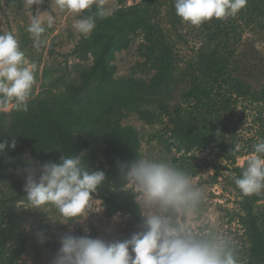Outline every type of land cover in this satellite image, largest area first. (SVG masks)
Masks as SVG:
<instances>
[{"label":"rangeland","instance_id":"374dc122","mask_svg":"<svg viewBox=\"0 0 264 264\" xmlns=\"http://www.w3.org/2000/svg\"><path fill=\"white\" fill-rule=\"evenodd\" d=\"M138 2L125 0L122 5ZM174 3L175 0L161 1L159 20L169 32L177 51L175 85H150L153 71L148 73L141 66L144 60L140 49L142 39L136 34L127 48L116 52L112 61L116 70L111 79L94 80L74 97L72 89L80 85L83 71L91 65L90 58L82 60L72 52L82 37L73 27L82 19L80 14L61 12L55 0H42L40 5L33 6L31 13L25 8V0H0V34L11 32L26 57L37 64L36 84L28 101L22 133L24 137L47 141L63 127L76 132L79 127L73 123L95 122L107 109L120 106L127 114L122 118V124L133 126L137 132L139 158L169 160L191 175L206 194L208 222L215 224L232 240L242 264L251 261L253 256L252 244L238 220L241 198L234 183L232 162L225 159V148L232 143V108L223 111L224 114L229 113L224 128L219 116L209 113L201 101L197 102L183 93L188 88L190 73H200L198 48L205 45L210 36H213L212 41L218 40L214 31L216 26L228 30V35L220 34L219 37L225 35L232 48V19L242 32V50L248 53V59L254 56L264 60V0H248L246 7L234 18L212 19L198 27L183 22L176 15ZM93 4L101 6L106 14H112L121 6L117 0H94ZM32 15H41L45 19L49 15L54 17L52 27H46L42 36L44 42L39 49L33 47V39L27 31ZM244 73L251 79L254 77L252 82L257 83L255 74L248 70ZM102 77L107 78L104 73ZM144 109L161 113L160 117L147 122L138 115V111ZM6 112H11L8 118L18 115V111ZM250 117L239 121L241 135H245ZM188 139L191 141L189 149ZM104 147L103 138L97 137L82 151L83 162L89 167L97 166L100 160H104ZM248 155L237 157L236 164L241 165ZM23 157L25 161L30 158L33 166L40 165L29 152H25ZM211 164L226 166L217 172ZM8 179L0 169V244L4 249V264H52L60 248V245L55 247L52 240H59L70 229L77 236L85 235L87 229V235L106 242L123 241L136 232L130 229L126 213L117 211L108 215L97 194H93V198L102 202L101 209L92 212L82 223L52 221L57 218L54 209H33L26 199L12 200L15 189L9 185ZM24 184L19 182L23 187ZM39 232L44 234L43 242L37 236Z\"/></svg>","mask_w":264,"mask_h":264},{"label":"clouds","instance_id":"9594fccd","mask_svg":"<svg viewBox=\"0 0 264 264\" xmlns=\"http://www.w3.org/2000/svg\"><path fill=\"white\" fill-rule=\"evenodd\" d=\"M248 0H175L178 17L192 26L212 19L235 17ZM42 0H25V8ZM94 0H55L61 11L78 15L91 8ZM100 12L99 15H103ZM54 17L32 15L27 31L33 47L39 49L42 36ZM96 17L79 19L73 27L83 36L91 34ZM37 64L20 49L11 32L0 34V111H27L36 84ZM16 139L0 140V155L15 149ZM241 161V175L233 177L244 196L264 191V140ZM240 150L233 149V154ZM24 173L26 201L33 209L55 210L61 224L82 223L102 202L93 195L105 181V173L90 170L80 155L66 154L59 162L33 166L29 159ZM119 188L133 196L141 217L138 231L123 241L106 242L71 229L59 238L60 248L52 264H241L232 240L206 218V194L191 175L169 160L138 158L119 165ZM43 242V232L37 233Z\"/></svg>","mask_w":264,"mask_h":264},{"label":"trees","instance_id":"16d2710c","mask_svg":"<svg viewBox=\"0 0 264 264\" xmlns=\"http://www.w3.org/2000/svg\"><path fill=\"white\" fill-rule=\"evenodd\" d=\"M117 1L121 6L112 14H106L96 4L80 14L82 18L95 16L96 26L90 35H82L72 50L79 59H91L90 67L81 75L80 85L71 91L74 97L94 80L111 79L116 70L112 63L116 52L127 48L136 34L141 36L140 49L144 57L142 65L138 66H144L148 73L153 71L150 85L170 87L177 83L175 43L159 20L162 0H139L129 6L122 5L125 0ZM100 12L104 14L99 15ZM238 26L232 19V48L227 38H224L228 35V30L215 27L218 40L214 42L213 36H210L207 43L198 48L200 73H190L188 88L183 93L188 98L201 101L209 113L219 116L224 128L229 113L224 114L223 111L232 108V143L229 148H225V159L232 162V171L237 178L243 170L242 165L236 164L237 157L250 154L253 151L252 146L259 140H264V65H258L264 63V60L254 56L251 60L248 59V53L242 50V32ZM220 34L225 35L220 38ZM244 70L256 75V84L252 82L254 77H248ZM102 73L107 78L103 79ZM10 113L0 111V140L15 138L16 147L7 149L5 154L0 155V169L9 178V185L15 189L12 200L26 199L24 187L19 185L20 181L25 182L24 173L21 171L27 166L23 157L25 152H29L40 164L59 162L61 156L66 154L81 155L97 137H102L105 143L102 149L104 160H100L97 166H87L90 170L105 173L104 183L94 194L102 199L108 215L117 211L126 213L129 216L130 229L138 231L141 217L133 196L112 190L113 187L119 188L121 184L119 165L130 164L139 158L137 132L133 126L122 124L121 120L127 114L120 106L107 109L95 122L89 120L73 123L72 125L79 127L76 132L63 127L47 141L23 136L22 125L27 111H18L17 116L8 118ZM160 114L149 109L138 111L139 117L147 122H154ZM250 115L246 133L241 135L239 121ZM186 144L189 149L191 141L188 139ZM236 146L240 150L233 154L232 150ZM211 165L217 172L226 166ZM239 193L241 212L238 220L252 244L253 256L251 261L242 264H260L264 261V191L250 196H244L240 191ZM52 242L55 247L60 245L59 240ZM3 258L4 249L0 244V264H4Z\"/></svg>","mask_w":264,"mask_h":264}]
</instances>
